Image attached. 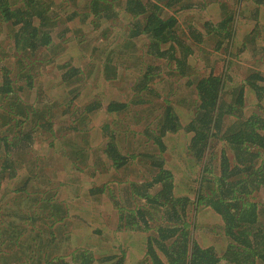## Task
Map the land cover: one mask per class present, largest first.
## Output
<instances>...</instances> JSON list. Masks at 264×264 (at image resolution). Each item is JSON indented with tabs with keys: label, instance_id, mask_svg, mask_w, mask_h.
Masks as SVG:
<instances>
[{
	"label": "trees",
	"instance_id": "1",
	"mask_svg": "<svg viewBox=\"0 0 264 264\" xmlns=\"http://www.w3.org/2000/svg\"><path fill=\"white\" fill-rule=\"evenodd\" d=\"M61 1V5L67 2L73 5L74 2L77 7L66 20L59 19L54 0H0V25L11 29L7 52L16 54L21 69L32 73L33 67L42 63V59L35 56L43 49L56 52L57 49L66 50L70 42L73 44L75 38L66 35L69 33L66 30L71 31L69 22L78 20L82 26L103 33V37H98L95 42L104 48L109 36L116 38L118 45L111 51V57L99 56L104 68L114 64L112 58L117 52L121 57L126 54L121 50L125 41L129 40L127 47H133V40L144 37L148 42L146 53L149 56L165 60L174 75L189 78L188 85L195 87L193 93L197 101L193 105L190 100H185L186 105L168 99L162 102L158 133L148 129L144 132L147 144L152 142L156 148L153 155L128 152L126 155V150L118 146L116 136L109 138L111 141L104 151L108 167L103 172L122 169L132 160H140L142 165L149 161L157 170L152 179L130 185L128 192L134 203L129 208L116 205L119 212L117 230L129 234V237H143L145 260L149 264H264V201L257 199L260 191H264V116L258 112L248 115L245 111L248 100L256 99L257 105L264 100V75L253 72L239 83L230 71L234 64L232 56L240 60L241 55L251 48L254 57L261 61L264 58V0H253L252 9H240L237 13L221 3L223 17L219 22L205 21L201 31L188 27L186 34L178 31L177 14L181 11L176 12L191 11L196 6L204 9L207 3L189 5L187 0ZM168 9L173 14L164 16ZM114 20L120 23L119 26H112ZM65 23L67 26L61 29L60 42L54 43L52 32ZM127 29L126 36L120 34ZM215 36L218 40L214 55L222 57L220 64L227 69L224 73L212 69L207 75L197 77L196 68L191 63L192 54L199 53L197 47ZM100 50L103 52L104 49ZM34 57L36 61H33ZM1 68L0 107L4 111V125L19 130L11 141L7 135L0 136V149L3 144L8 155L12 148L32 140L34 132L42 127V120L52 116L53 109L37 110L25 104L20 95L24 86H15L20 79L15 80L11 70L2 65ZM154 70L155 67L147 68L138 88L143 85L152 92V81L157 77ZM79 72L78 68L71 67L63 76L64 84L70 85L69 81ZM31 73L25 75L27 79H33ZM105 78L112 79L108 74ZM140 103L134 101L135 105ZM99 106L88 109V112H94ZM129 106L113 102L107 110L117 113L128 111ZM26 126H29L28 132H22ZM49 132L53 130L49 128ZM216 139L221 145L217 165L208 158ZM166 154L168 159H165ZM97 160L105 165L102 159ZM6 169L5 165L0 169V195ZM104 192L105 187L97 188L90 197L100 201L99 194ZM52 196L40 199L44 217L39 214L38 217L25 218L26 222H31L30 233L27 228L18 230L19 227L11 232L10 240L18 248L23 233L28 235L25 237L27 263L33 261L35 264L34 261L38 260L41 263L44 257L40 254L44 253L46 262L51 260L48 264H127L124 253L118 256L113 251L97 259L90 251L80 250L73 253L71 261H67L68 254L51 257L43 250L37 256V240L45 234L43 228L38 229L37 221L50 220L54 226L57 222L64 225L69 218L67 205L54 202ZM48 206H54V212L47 214L45 208ZM194 206L209 208L223 223L226 247L222 255L212 247L200 246L193 238L190 213ZM2 234L0 231V236ZM50 235L52 240L56 238L54 232Z\"/></svg>",
	"mask_w": 264,
	"mask_h": 264
},
{
	"label": "rangeland",
	"instance_id": "2",
	"mask_svg": "<svg viewBox=\"0 0 264 264\" xmlns=\"http://www.w3.org/2000/svg\"><path fill=\"white\" fill-rule=\"evenodd\" d=\"M187 2L189 5L207 3V6L205 5L204 9L196 6V9L191 11L183 9L176 12L177 14L181 11L177 14L180 21L178 31L181 34H186L188 27L201 31L205 21L219 22L223 17L221 3L232 11L236 10V13L240 9L249 11L254 7L253 0ZM61 3V0H54L59 19L66 20L77 7L74 2L73 5L69 2L64 5ZM81 9L84 12V9ZM171 14L172 10L168 9L164 16ZM111 24L119 26L120 23L114 20ZM68 25L71 31L66 30L69 32L66 35L75 38L73 44L68 43L66 50L57 49L52 52L43 49L37 52L35 57L42 59V63H36L32 73L21 69L16 54L7 52L11 42L8 40L11 29L0 25V86L3 83L2 65L11 70L15 80L20 79L15 86H24L20 95L25 104L37 110L53 109L52 116L42 120V127L34 132L30 142L12 148L8 155L3 149V144L1 145L0 169L2 165L7 169L1 180L0 231L4 236H0V264H33V261H25V237L28 235L23 233L21 246L18 248L13 240H10L11 232L18 227V230L24 231L27 228L29 232L31 222H26L25 218L38 217L39 214L44 217V209L39 202L49 195H53L51 198L54 202L67 205L69 218L65 220L64 225L57 222L54 226L50 220L37 221L38 229L43 228L42 231L45 232L43 237L37 240V256L43 250L51 257L68 254L67 261H71L73 253L80 250L90 251L97 259L113 251L112 253L118 256L124 253L128 259L127 264H149L145 260L147 257L143 237H129V234L117 230L119 212L116 205L129 208L134 203L129 199L133 197L128 192L130 185L152 179L157 170L149 161L142 165L140 160H132L122 169L103 172L105 167H108L104 151L111 141L109 138L116 136L118 146L126 150V155L127 152L153 155L156 148L152 142L147 144L144 132L146 129L158 131L157 122L164 106L162 102L168 99L176 103L184 102L186 105V101L190 100V105H193L197 101V96L193 93L195 87L188 85L189 78L174 75L165 60L149 56L146 53L148 42L144 37L136 39L134 47H128L129 50L124 56H119L117 52L112 58L114 64L104 68L99 56L106 54L111 57V51L118 45L116 38L109 36L107 47L104 48L95 42L98 37H103L102 32L82 26L78 20L69 22ZM66 26L65 23L61 28L54 29V43L60 42L61 29ZM78 29L81 30L79 33ZM128 31L129 29L120 34L126 36ZM109 34L110 32L105 35ZM217 40L216 36L209 37L197 47L199 53L192 54L191 63L196 68L197 77L207 75L212 69L216 73L226 71L227 67L220 64L222 57L214 55ZM197 48L195 46V49ZM100 49H104L103 52ZM252 49L243 53L240 60L232 56L234 64L230 71L239 83L253 72L264 75V58L261 61L254 57ZM35 57L33 61H36ZM210 60L214 63H205ZM60 66L66 69H60ZM71 67L78 68L80 72L69 81L70 85H66L63 76ZM148 67H155L154 73L157 76L152 81V92L143 85L138 88ZM29 73L33 75L32 80L25 76ZM107 74L112 79L107 80ZM251 97L253 98L252 95ZM134 101L142 103L135 105ZM256 101L248 100L245 111L248 115L258 112L264 116V100L259 105ZM113 102L130 105L129 110L110 113L107 109ZM98 105L100 108L92 113L88 112V109ZM2 113L4 111L0 107V136L7 135L11 141L19 130L4 125ZM49 128L53 130L52 133ZM25 129L22 132H28L29 126ZM220 147L217 139L213 140L208 153V158L215 165L219 162ZM166 155L164 157L168 159V154ZM97 159H102L105 165ZM10 175L13 178H10ZM100 187H105L104 194H99L100 201L93 200L90 197L93 196L92 191L95 192V189ZM257 199L264 201V191H260ZM53 209L54 206L45 208L47 214L54 212ZM190 216V230L197 243L204 248L212 247L217 254L222 255L226 241L224 226L219 217L203 206H194ZM52 231L56 235L53 240L50 237ZM40 255L44 260L41 263L39 260L34 261L35 264H48L51 261L46 262L44 253Z\"/></svg>",
	"mask_w": 264,
	"mask_h": 264
},
{
	"label": "crops",
	"instance_id": "3",
	"mask_svg": "<svg viewBox=\"0 0 264 264\" xmlns=\"http://www.w3.org/2000/svg\"><path fill=\"white\" fill-rule=\"evenodd\" d=\"M178 18V17H177ZM179 20V18H178ZM180 22V21H179ZM129 40L128 41H125L123 44H122V47H121V50L123 51V53H127V51L129 50V48L127 47V44H128ZM136 42V40H133V44ZM134 47V46H133ZM130 199V198H129Z\"/></svg>",
	"mask_w": 264,
	"mask_h": 264
}]
</instances>
